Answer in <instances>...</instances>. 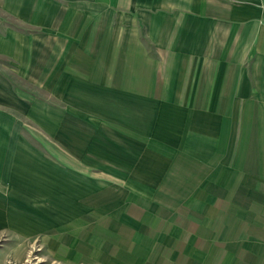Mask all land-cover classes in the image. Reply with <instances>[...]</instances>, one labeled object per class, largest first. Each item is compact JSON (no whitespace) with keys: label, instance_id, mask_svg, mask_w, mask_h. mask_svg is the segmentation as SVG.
Returning <instances> with one entry per match:
<instances>
[{"label":"crops","instance_id":"1","mask_svg":"<svg viewBox=\"0 0 264 264\" xmlns=\"http://www.w3.org/2000/svg\"><path fill=\"white\" fill-rule=\"evenodd\" d=\"M1 24L0 67L56 84L0 98L4 236L264 264V0H0Z\"/></svg>","mask_w":264,"mask_h":264},{"label":"rangeland","instance_id":"2","mask_svg":"<svg viewBox=\"0 0 264 264\" xmlns=\"http://www.w3.org/2000/svg\"><path fill=\"white\" fill-rule=\"evenodd\" d=\"M0 32H5L3 25ZM4 59L6 60V58ZM11 62L14 63L12 60ZM54 73L55 68L53 66L0 67V98H3V94L8 93V91H14L19 93V103H27L30 100L29 96H32L30 92H41V88L52 91L56 84H54L55 82L39 80L37 82H26L24 80L26 78H40L45 74L51 75ZM9 80L15 83L10 86ZM2 81L3 83L6 82V84H2ZM47 98L52 100V97ZM3 232H0V264H103L92 256L95 254L89 252L81 256H72L73 254L71 255V251L69 250L70 242L42 241L25 244L14 243L13 240L15 238L6 237L3 235Z\"/></svg>","mask_w":264,"mask_h":264}]
</instances>
